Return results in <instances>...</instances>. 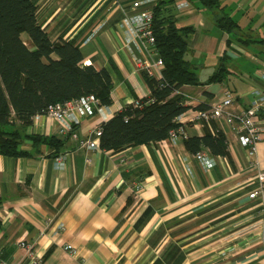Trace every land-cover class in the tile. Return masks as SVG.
Returning <instances> with one entry per match:
<instances>
[{
    "label": "crops",
    "instance_id": "obj_1",
    "mask_svg": "<svg viewBox=\"0 0 264 264\" xmlns=\"http://www.w3.org/2000/svg\"><path fill=\"white\" fill-rule=\"evenodd\" d=\"M34 1L49 38L72 41L83 64L106 69L113 83L105 120L83 118L74 127L78 139L90 137L120 107L149 96L134 63L149 54L134 39L130 19L152 10L158 0ZM136 1L142 4L133 10ZM173 1L178 25L193 30L189 55L198 74L211 75L223 57L231 72L221 83L181 87L177 93L185 105L207 108L224 88L239 105H249L252 90L264 86L258 79L264 72V0H219L221 10L202 8L198 0ZM222 14L237 23V30L226 33L216 26ZM21 37L33 49L28 37ZM212 128L226 130L219 121ZM58 130L55 121L42 117L24 134L63 138ZM185 131L199 137L204 129L187 125ZM19 148L30 155L0 154V260L5 264H29L20 240L35 244L40 264H264L257 204L247 197L255 173L245 170L236 143L227 147L230 158L201 150L214 159L211 167L202 166L183 140L118 152L78 148L69 137L58 152L46 145L35 151L27 139ZM256 156L264 169V139Z\"/></svg>",
    "mask_w": 264,
    "mask_h": 264
},
{
    "label": "trees",
    "instance_id": "obj_2",
    "mask_svg": "<svg viewBox=\"0 0 264 264\" xmlns=\"http://www.w3.org/2000/svg\"><path fill=\"white\" fill-rule=\"evenodd\" d=\"M198 1L202 8L222 9L219 0ZM173 3L158 0L152 8L155 50L164 64L162 78L158 82L142 72L149 96L137 99V106L132 103L123 106L101 124L98 140L101 150L118 152L166 139L176 127L173 120L190 108L178 90L183 86L221 83L231 73L223 57L211 75L198 74L189 55L188 37L193 30L178 25ZM36 9L34 0H0V154L9 157L30 155L19 148L25 139L31 141L35 151L40 145L55 152L61 149L64 138L24 134L32 124V117L48 105L89 94L101 105L111 104L113 83L107 70L83 64L81 50L72 41L61 37L52 41L38 23ZM215 23L226 33L238 28L227 14L218 16ZM22 34L32 42L33 49L24 45ZM196 109L206 107L198 105ZM214 130L212 134L204 128L202 136L188 137L184 140L186 150L195 154L206 149L213 156L230 158L224 135Z\"/></svg>",
    "mask_w": 264,
    "mask_h": 264
},
{
    "label": "built area",
    "instance_id": "obj_3",
    "mask_svg": "<svg viewBox=\"0 0 264 264\" xmlns=\"http://www.w3.org/2000/svg\"><path fill=\"white\" fill-rule=\"evenodd\" d=\"M141 4V1L134 2L132 9H136ZM151 22L152 10L143 11L130 19L134 39L149 54L148 59L135 58L134 63L140 72H144L148 77L160 82L164 64L155 50V38ZM131 41L134 42L133 39ZM152 55H156V58H152ZM258 79L264 85V72H259ZM132 104L137 106L138 101L135 100ZM106 108L107 106L101 105L93 94H89L62 103L50 104L42 112L35 114L32 117V122L42 117L51 119L58 124L60 137L76 140L78 148L100 150L98 140L101 136V126L93 129L90 137L81 139H78L74 127L83 118L93 115L99 116L104 121L107 116ZM121 109L122 107L117 111ZM173 121L176 127L169 131L166 143L173 145L178 140H186L188 138L185 131L187 125L196 126L200 129L208 128L212 130L211 133L213 134L215 130L212 128V123L219 121L226 127V130L221 132L226 139L227 147L231 143H236L243 150L245 170L255 173L254 177L248 180L247 197L257 204V224L261 247L264 251V169L258 168L259 161L256 156L257 145L264 139V86L252 90V101L245 106L239 105L233 92L224 88L221 95L206 109L189 108ZM193 156L205 167H211L215 163L214 159L205 151H198ZM217 158L221 159L219 156ZM17 245L29 264H40V258L35 251L33 242L20 240ZM64 249L70 253H75L70 245H66ZM0 264L5 263L0 260Z\"/></svg>",
    "mask_w": 264,
    "mask_h": 264
},
{
    "label": "rangeland",
    "instance_id": "obj_4",
    "mask_svg": "<svg viewBox=\"0 0 264 264\" xmlns=\"http://www.w3.org/2000/svg\"><path fill=\"white\" fill-rule=\"evenodd\" d=\"M204 75H208L207 73H204ZM206 77V76H205Z\"/></svg>",
    "mask_w": 264,
    "mask_h": 264
}]
</instances>
